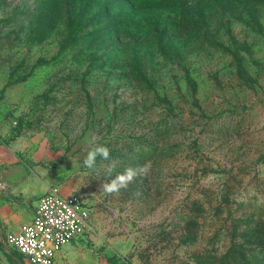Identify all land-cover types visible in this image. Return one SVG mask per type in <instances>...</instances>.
I'll return each mask as SVG.
<instances>
[{
	"label": "rangeland",
	"instance_id": "374dc122",
	"mask_svg": "<svg viewBox=\"0 0 264 264\" xmlns=\"http://www.w3.org/2000/svg\"><path fill=\"white\" fill-rule=\"evenodd\" d=\"M93 136L148 172L105 193ZM52 186L54 264H264V0H0V264Z\"/></svg>",
	"mask_w": 264,
	"mask_h": 264
},
{
	"label": "built area",
	"instance_id": "2783aa9c",
	"mask_svg": "<svg viewBox=\"0 0 264 264\" xmlns=\"http://www.w3.org/2000/svg\"><path fill=\"white\" fill-rule=\"evenodd\" d=\"M80 196H63L52 186L39 198L33 217L6 236L28 264H54L62 247L80 236L89 214Z\"/></svg>",
	"mask_w": 264,
	"mask_h": 264
},
{
	"label": "clouds",
	"instance_id": "9594fccd",
	"mask_svg": "<svg viewBox=\"0 0 264 264\" xmlns=\"http://www.w3.org/2000/svg\"><path fill=\"white\" fill-rule=\"evenodd\" d=\"M99 138L93 136L89 141L91 147L87 151V154L83 160V166L91 171L97 173L99 178V171L97 165L98 158L101 161L107 162L102 165L103 171L106 177H111L107 182H103L101 185V190L107 194H119L122 189H127L128 186L133 183L136 178L142 174H146L149 170V166L146 164L139 168L127 167L123 172L117 173L113 176L118 162L111 157L110 149L102 144H98L97 140Z\"/></svg>",
	"mask_w": 264,
	"mask_h": 264
},
{
	"label": "crops",
	"instance_id": "0c3cea01",
	"mask_svg": "<svg viewBox=\"0 0 264 264\" xmlns=\"http://www.w3.org/2000/svg\"><path fill=\"white\" fill-rule=\"evenodd\" d=\"M44 193H45V192H44ZM33 212H34V211H33ZM32 217H33V213H32V216H31L30 220L32 219ZM30 220H29V221H30ZM25 223H26V222H25ZM19 226H20V225H19ZM19 226H18V227H19ZM18 227H17V228H18ZM17 228H16V229H14V230H13V231H11V232H15V231L17 230ZM11 232H10V233H11Z\"/></svg>",
	"mask_w": 264,
	"mask_h": 264
}]
</instances>
